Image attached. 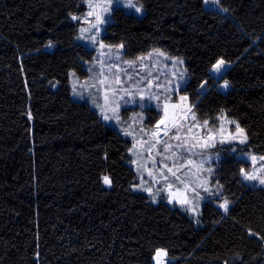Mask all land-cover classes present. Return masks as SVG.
Here are the masks:
<instances>
[{
  "label": "trees",
  "instance_id": "1",
  "mask_svg": "<svg viewBox=\"0 0 264 264\" xmlns=\"http://www.w3.org/2000/svg\"><path fill=\"white\" fill-rule=\"evenodd\" d=\"M85 1L0 0V264H156L158 249L170 264H264V187L241 180L248 162L221 150L229 145L215 176L227 213L218 198L195 220L134 190L132 140L72 96L71 72L86 75L94 54L72 19ZM138 1L140 13L113 11L104 39L129 58L152 49L182 58L180 93L198 118L226 113L264 154V0ZM219 58L230 67L218 80L209 70Z\"/></svg>",
  "mask_w": 264,
  "mask_h": 264
},
{
  "label": "snow or ice",
  "instance_id": "2",
  "mask_svg": "<svg viewBox=\"0 0 264 264\" xmlns=\"http://www.w3.org/2000/svg\"><path fill=\"white\" fill-rule=\"evenodd\" d=\"M113 3L123 4L129 9H134L136 13L142 10L133 0H103L97 4H92L89 0V11L83 18L89 27L81 28V35L77 39H87L92 45L98 43L100 49H107L101 53L106 59L97 58L98 65L94 66L97 73L94 74L95 82L92 84L97 92L90 94L92 104L100 110L102 118L105 121H115L119 125L122 104L126 111L129 105H136L141 109V113L133 115L127 126L122 128L123 135L133 139L129 152L135 157L130 163L136 166L139 174L140 183L136 187L152 196L154 202L164 193L168 203L179 204L194 218L199 214L200 202L212 197L223 200L218 207L227 213L229 201L220 195L223 188L218 180L215 184L212 183V162L219 160V154H211L208 150L216 148L217 144L229 145L227 149L221 150L237 153L238 159L249 163L248 169L240 168L239 175L242 181L251 183L253 187L264 186V154L257 156L251 152L246 129L239 122L229 119L226 113L217 115L211 126L207 118L202 121L198 118L194 111L195 106L188 103L189 97L179 95L181 88L187 83L186 72L176 70L178 65L183 64V60L170 58L159 50H153L147 56L137 57L135 60H123V44L111 46L98 41L101 26L109 23L106 17H110ZM91 17H94V22L89 19ZM72 19L80 18L73 16ZM154 56L163 57L165 61L172 60V70L170 74H165L167 78L162 81L159 74L155 77L152 75V71L160 64L158 59L153 61ZM146 61H152L151 66ZM138 63L139 68L129 74L128 69H136ZM105 66L107 74L104 71ZM164 67L167 68V65ZM226 67L230 65H227L223 58H219L209 71L215 76H220ZM72 75L75 76V73ZM206 84L207 81L200 83L198 94L204 95L208 91ZM218 87L227 90L229 81L225 78L223 84ZM184 90L187 91V88ZM73 91L74 95L83 98V93L77 91L76 82L73 84ZM174 93L177 94L176 102L172 101ZM145 100L148 101L147 104L144 103ZM152 108L157 109L160 115L152 127L146 129L142 112ZM226 125H234V128ZM240 146H247V149ZM149 163L151 168L147 167ZM257 163L259 167L256 166ZM145 172L154 185H159L155 192L153 187H144L147 183L144 180ZM103 182L109 186L112 183L108 176L103 177ZM166 256L165 250L158 249L154 256L156 264H162V257Z\"/></svg>",
  "mask_w": 264,
  "mask_h": 264
},
{
  "label": "rangeland",
  "instance_id": "3",
  "mask_svg": "<svg viewBox=\"0 0 264 264\" xmlns=\"http://www.w3.org/2000/svg\"><path fill=\"white\" fill-rule=\"evenodd\" d=\"M90 2H91L92 4H97V3H102L103 0H90ZM133 2L136 3L138 7H141V8H142V10H141V12H142V11H143V7L141 6L140 2H139L138 0H133ZM205 3H206V5L216 6V7H217L219 2H218V0H205ZM88 5H89V0H86V1H85V6H86V10H85V12H84L83 14H81L80 16H78L80 19L75 20V21L79 24V36L81 35V32H80V29H81V28H87V27H89V24L85 23L84 20H83V18L86 16L87 12L89 11V6H88ZM117 7H122V8H124L127 12H135L134 9H129V8L125 7L123 4L113 3V5H112V12H111V14H110V17H106V18L109 20V22L112 21L113 11H114ZM97 11H99V9H97ZM89 19L92 20V21L94 22V17H91V18H89ZM106 25H107V24H106ZM106 25H102V26H101L102 31H101L100 35L97 37V40H98V41H103V43H104L105 45H111V46H117V45L122 44V43H117V44L109 43V42H107V41L104 39V34H105V27H106ZM94 31H95V30L93 29V32H94ZM78 40H79V42H81L82 44H84L87 48L94 50V54H93L92 59L85 61L84 67H85V70L87 71V72H86V73H87L86 75L82 76V75H79V74L76 73V72H71V74H70V84H71L72 96H73V98H75V99L78 100V101L88 103V104H89L94 110H96V111L98 112V114L100 115V110L92 104V99H91L90 94H93V95H94V94H96V92H97V89L94 88V87H92V84L95 82L94 79H93L94 74L97 73V68L94 67V66L98 65V60H97V58L99 57L100 59H106L105 57H103V56L101 55V53H102V52H106L107 49H103V50H102V49L99 48V44H98V43H97L96 45H92L87 39H85V40H80V39H78ZM123 45H124V44H123ZM153 50H159L160 52L165 53V54H166L168 57H170V58H178V59L183 60L182 58L177 57V56L170 55L169 53H167V52H165V51H163V50H161V49H152V50H150L149 52H147V53H145V54H141V55H139V56H137V57L147 56L149 53L153 52ZM121 52L123 53V56H122V59H123V60H135V59L137 58V57H135V58H129V57H127V56L125 55V46H124V48L121 50ZM157 59L160 60V64L157 65V69H156V70H153V71H152V75H153V77H155V76H157V75L159 74V75H160V78H161V81H162V80H164L165 78H167L165 74H166V73H169V74H170V72H171V70H172V60L169 59V60H166V61H165V60L163 59V57H155V56L153 57V61H154V60H157ZM146 63H148V64L151 66L152 61H146ZM165 64L167 65V68L164 67ZM226 64H227V63H226ZM122 67H123V66H122ZM138 68H139V63L137 64V68H136V69L129 68V69H128V73H129V74H132V73H134ZM176 70H177V71H184V72H186V80H187V83H188V81H189V74H188V70H187V68H186L185 61H184V60H183V64H182V65H178V66H177ZM104 71H105V73L107 74V66H105ZM73 73H75V76L72 75ZM112 74H113V75L115 74V70H113V73H112ZM216 77H217V79L219 80V79L221 78V75H220V76H216ZM121 78L123 79V74H122ZM74 82H76L77 91L83 93V98H81L80 96L74 95V91H73V84H74ZM187 83H186V84H187ZM222 84H223V82L220 83L219 85H222ZM184 86H186V85H184ZM184 86H183V87H184ZM183 87H182V88H183ZM205 87H206V85H205ZM219 88L223 89L222 87H219ZM223 90H224V89H223ZM179 95H183V94H181V93L179 92ZM176 100H177V94L174 93L173 96H172V101H173V102H176ZM101 102H102V101H101ZM144 103L147 104L148 101L145 100ZM188 103H190V100L188 101ZM190 104H191V103H190ZM152 109H153V111L155 110L153 115L151 114V112H149V109H145V110L142 112L143 116L145 117V120H144V126H145L146 129H150V128L152 127V125H153V123H150V122L148 121V120L151 119L150 116H153L154 118L158 119V118H159V115H160V113H159V111H158L157 109H155V108H152ZM138 113H141V109H140L139 107H137L136 105H129V106H127V111H126L125 106L122 104V106H121V108H120L121 124L118 125V124H116L115 121H105V120L102 118L101 115H100V117L102 118V120H103L105 123H107V124L110 125V126L115 127L117 130H119L120 132H122V128L127 126V122L130 120V118H131L133 115H136V114H138ZM227 117H228L229 119L234 120L233 118L229 117L228 115H227ZM201 121H202V120H201ZM235 121H236V120H235ZM212 124H213V123L210 122V126H211ZM226 127L234 128V125H226ZM129 130L131 131L132 129H129ZM128 137L132 140V144H133V139H132V137H131V136H128ZM220 146H221V145L217 144L216 148H212V149H209V150H208L209 153H211V154H216V153L219 154V160H218V161L213 160V162H212V167H213V169H214V175H213V178H212V183H213V184H215L216 181H217V180L215 179V176H216V164H217V166H218L219 163H220V161L225 157L224 152H222V151L220 150ZM223 146H227V145H223ZM252 153H253V152H252ZM130 154H131V153H130ZM253 154H256V153H253ZM256 155L259 156L260 154H256ZM133 159H135V157L131 154V160H130V161H132ZM145 159H147V153H145ZM158 159H159V158L157 157V160H158ZM130 161H129V164H131V166H133L134 169H135V171H136V166H135L134 164L130 163ZM246 162H247V161H246ZM248 165H249V163H248ZM256 166L259 167V163H257ZM147 167L151 168V164L149 163V164L147 165ZM205 167H207V165H205ZM244 168H245V169H248L249 166H248V168H246V167H244ZM136 173H137V171H136ZM144 180L147 181V183L144 184V187H153V192H155L156 188L159 187V185H154V184L152 183L151 178L147 176V173H146V172L144 173ZM137 181H138V182H137V183L134 185V187H133L134 190H136V191H140V192H144V191H142V190H140L139 188L136 187V185L140 183V180H139V174H138V173H137ZM244 182H245V181H244ZM245 183H247L248 185L252 186V184L249 183V182H245ZM253 183H254V182H253ZM219 185H221V184L219 183ZM259 187H264V186H259ZM222 192H223V190H222ZM222 192L220 193L221 197L223 196V193H222ZM144 193L148 194L147 192H144ZM148 195H149V194H148ZM164 195H165L164 193H161V195H160L159 197H157V199H156L155 202L153 201L152 196L149 195V197L152 199V201H153L154 203L157 204V203H159L162 199H165V198H164ZM202 195H203V193H202ZM218 198H219V197H212V198H208V199L202 200V201L200 202L199 214L194 218L193 215L190 213L191 216H192L195 220H199V219H200V214H201V208H202V205L204 204V202H206V201H211V200H215V201H216V199H218ZM222 202H223V201H222ZM173 203H175V202H173ZM218 205H219V204L217 203V206H218ZM220 209H221V208H220ZM221 210H223V209H221ZM162 260H163V263H166V264H169V261H171V260H170V257L168 256V254H167L166 257H162ZM155 262H156V260H155Z\"/></svg>",
  "mask_w": 264,
  "mask_h": 264
},
{
  "label": "crops",
  "instance_id": "4",
  "mask_svg": "<svg viewBox=\"0 0 264 264\" xmlns=\"http://www.w3.org/2000/svg\"><path fill=\"white\" fill-rule=\"evenodd\" d=\"M206 6H207L208 8H216V6H210V5H206ZM226 69H227V67H226ZM226 69H225V70H226ZM221 76H222V75H221ZM228 89H229V87H228ZM228 89H227V90H228ZM227 90H224V91L226 92Z\"/></svg>",
  "mask_w": 264,
  "mask_h": 264
},
{
  "label": "bare ground",
  "instance_id": "5",
  "mask_svg": "<svg viewBox=\"0 0 264 264\" xmlns=\"http://www.w3.org/2000/svg\"><path fill=\"white\" fill-rule=\"evenodd\" d=\"M162 264H166V263H163V260H162Z\"/></svg>",
  "mask_w": 264,
  "mask_h": 264
}]
</instances>
